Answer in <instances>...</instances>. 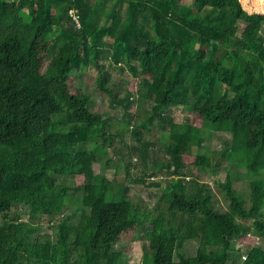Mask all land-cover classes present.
Returning a JSON list of instances; mask_svg holds the SVG:
<instances>
[{"label":"trees","instance_id":"16d2710c","mask_svg":"<svg viewBox=\"0 0 264 264\" xmlns=\"http://www.w3.org/2000/svg\"><path fill=\"white\" fill-rule=\"evenodd\" d=\"M73 6L81 27L69 15ZM249 8L243 0H0V264H128L116 244L140 227L136 237L149 241L140 264H229L242 228L264 238V0ZM103 57L137 79V94L150 103L128 116L134 133L163 125L171 108L201 118L200 125L168 122L159 138L166 162L153 167L142 147L145 167H165L173 178L155 208L106 176L109 129L120 124L69 82L96 68L95 93L130 108L133 93L118 97ZM215 132L230 133L229 146L214 148ZM186 163L208 182L190 181L180 170ZM232 165L250 176L246 201ZM209 181L229 209L215 207ZM74 205L78 223L65 214ZM46 218L51 232L43 230ZM185 239L198 240L195 255L180 253ZM240 252L241 264H264L261 245Z\"/></svg>","mask_w":264,"mask_h":264},{"label":"rangeland","instance_id":"374dc122","mask_svg":"<svg viewBox=\"0 0 264 264\" xmlns=\"http://www.w3.org/2000/svg\"><path fill=\"white\" fill-rule=\"evenodd\" d=\"M185 2L186 0H181ZM245 8L249 9L250 7L254 8L255 0H243ZM188 3V2H187ZM152 5V3H151ZM111 7V4L109 5ZM124 12V10H122ZM122 12V14H123ZM264 12V10H263ZM148 28L156 35L159 36V32L156 30V20L154 18H150L146 21ZM167 25L163 24L162 28H165ZM261 35L264 38V27L261 31ZM86 41L88 40L85 38ZM107 41L111 42L112 38H106ZM212 53V50H210ZM100 63H103L106 68H110L111 79L109 81V85H111L115 92H118V97L122 98L127 91L133 93L132 98V106L128 108L126 106V99L125 105L122 104H112L110 98L107 94H100L95 93V89H93L92 83H94L95 78L97 77V69H91V73H82L79 76L78 72L75 74H71L69 77V82L72 86H79L82 87L83 90L89 95L91 102H95V107L104 110L105 117L109 118V122H113V124L119 123L120 128L112 129L110 127L109 131L114 136V145L113 147H107L108 154L112 158L109 161V167L106 170L105 174L107 177H117L118 180L125 182L126 185L129 187L130 194H137L140 193L141 199L143 200V205L150 209L155 208L157 205L158 196L160 197L162 194V188L172 182V176L169 171L165 167H160V169H147L144 164V160L142 159V147H145L148 154H149V164H152L153 167L155 166L154 162L156 160H161V162H166L169 160V155L165 153V148L162 146V142L159 140L161 134L164 130L169 128L170 121L176 122H185L190 120L195 125L201 124V118L198 115L192 114L184 107H176L171 108L167 111L168 121L162 122L163 125L160 123L154 126L153 131L147 130H139V133H134V125L130 122L129 115H134L138 106L149 107L150 103L145 99L141 98L137 92V79L132 77L128 72H124L120 74L115 72L111 68V58L103 57L100 58ZM128 79V87H121V84L124 80ZM91 82V84H90ZM92 88V89H91ZM98 94V95H97ZM129 116V117H131ZM231 138V134L227 132H215L213 135V147L214 148H225L229 146V141ZM137 147V148H136ZM95 152V151H94ZM96 153V152H95ZM97 154V153H96ZM131 154V158H127V156ZM122 156L120 158L119 156ZM97 161L94 163V170L96 173L100 171V165L102 158L97 154ZM184 159L187 161L188 158L184 156ZM118 161V162H117ZM115 164L119 166V171L115 173ZM180 170L185 172L188 176L191 177L190 181L193 178H201L203 182L207 181L206 175L202 172L198 171L197 167L191 166L189 163H186L185 166L180 168ZM231 177L232 182L236 190L238 191L239 195L241 196L240 200L246 201L247 194L250 190L249 178L250 176L246 172V168H241L239 165L231 166ZM149 174V175H148ZM192 176H195L192 178ZM145 180V183L142 181ZM84 177L77 176L75 180L74 186L80 187L83 184ZM120 181H115L120 183ZM201 183V181L199 182ZM213 189H215V207L219 209H226L230 208L228 205L227 200L224 196L217 191L216 186L214 183L209 181ZM158 184V185H157ZM193 186L194 192L199 193L201 188ZM82 193V188L76 190V199L71 196L69 201L77 203V197L80 196ZM74 200V201H73ZM78 207L76 205L73 208L68 207L65 211V214L74 215L75 214V223H78L80 214L78 213ZM20 211V209H19ZM23 219H27V213H21L20 215ZM251 224V223H250ZM43 230L50 231L51 229L48 227L47 218L43 223ZM144 227L134 228L131 229L129 232L124 233L122 235L121 241L116 244V248L124 251L125 260L128 264H140L141 257L144 253V247L148 246L149 241L145 239V237H136L138 232L141 233L144 231ZM242 235L237 236L234 238V245L237 248L236 251L246 250L253 245H261L264 247V238L260 235V233L255 230L254 228L247 227L242 228ZM198 247V240L196 239H185L184 242L181 244L180 253L184 256L189 257L196 254ZM233 252L231 255V260L229 264H241L242 256L239 253ZM178 258V256H176Z\"/></svg>","mask_w":264,"mask_h":264},{"label":"built area","instance_id":"2783aa9c","mask_svg":"<svg viewBox=\"0 0 264 264\" xmlns=\"http://www.w3.org/2000/svg\"><path fill=\"white\" fill-rule=\"evenodd\" d=\"M69 15L72 17V19L77 23V25L79 26V27H81V25H80V19H79V14H78V8H76V7H71L70 9H69Z\"/></svg>","mask_w":264,"mask_h":264}]
</instances>
